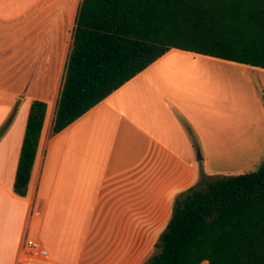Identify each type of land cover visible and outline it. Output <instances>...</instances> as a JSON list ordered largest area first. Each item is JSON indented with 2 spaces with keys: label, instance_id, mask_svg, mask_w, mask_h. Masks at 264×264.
Masks as SVG:
<instances>
[{
  "label": "crops",
  "instance_id": "crops-1",
  "mask_svg": "<svg viewBox=\"0 0 264 264\" xmlns=\"http://www.w3.org/2000/svg\"><path fill=\"white\" fill-rule=\"evenodd\" d=\"M81 1L0 0V264H146L179 197L264 165V69L179 49L53 134ZM34 101L47 114L21 197ZM27 239L48 260H23Z\"/></svg>",
  "mask_w": 264,
  "mask_h": 264
},
{
  "label": "trees",
  "instance_id": "trees-1",
  "mask_svg": "<svg viewBox=\"0 0 264 264\" xmlns=\"http://www.w3.org/2000/svg\"><path fill=\"white\" fill-rule=\"evenodd\" d=\"M173 49L264 69V0H82L53 134ZM47 114L31 105L14 192L26 197ZM146 264H264V165L202 178Z\"/></svg>",
  "mask_w": 264,
  "mask_h": 264
},
{
  "label": "built area",
  "instance_id": "built-area-1",
  "mask_svg": "<svg viewBox=\"0 0 264 264\" xmlns=\"http://www.w3.org/2000/svg\"><path fill=\"white\" fill-rule=\"evenodd\" d=\"M20 257L23 260H42L46 261L49 258L48 251L42 246L41 243L27 239L24 242L22 250L20 252Z\"/></svg>",
  "mask_w": 264,
  "mask_h": 264
},
{
  "label": "rangeland",
  "instance_id": "rangeland-1",
  "mask_svg": "<svg viewBox=\"0 0 264 264\" xmlns=\"http://www.w3.org/2000/svg\"><path fill=\"white\" fill-rule=\"evenodd\" d=\"M18 2L21 3L20 0H18ZM24 2H25V4H31V5H33V4H36L37 0H24ZM21 4H23V3H21ZM24 8L25 7H23V5H19L17 7L12 8V11H13L14 15H17V14H20V12ZM46 76H47V74H46ZM48 77H50V76H48ZM50 82H53V81H50Z\"/></svg>",
  "mask_w": 264,
  "mask_h": 264
},
{
  "label": "water",
  "instance_id": "water-1",
  "mask_svg": "<svg viewBox=\"0 0 264 264\" xmlns=\"http://www.w3.org/2000/svg\"><path fill=\"white\" fill-rule=\"evenodd\" d=\"M198 155L200 156V153H198Z\"/></svg>",
  "mask_w": 264,
  "mask_h": 264
}]
</instances>
